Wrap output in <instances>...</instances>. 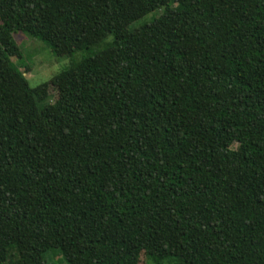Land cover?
I'll return each mask as SVG.
<instances>
[{"label": "trees", "instance_id": "16d2710c", "mask_svg": "<svg viewBox=\"0 0 264 264\" xmlns=\"http://www.w3.org/2000/svg\"><path fill=\"white\" fill-rule=\"evenodd\" d=\"M14 33L85 51L53 100ZM48 250L264 264V0H0V264Z\"/></svg>", "mask_w": 264, "mask_h": 264}, {"label": "rangeland", "instance_id": "374dc122", "mask_svg": "<svg viewBox=\"0 0 264 264\" xmlns=\"http://www.w3.org/2000/svg\"><path fill=\"white\" fill-rule=\"evenodd\" d=\"M150 16L151 13L146 14L137 22L146 21ZM135 23L133 22L132 25ZM13 37L21 52L20 59L12 58L13 61L18 63L19 70L22 71L27 83L36 90L39 97L47 96L49 100H53L56 97V92L54 86L49 82L50 77L67 67L70 61L78 59L85 51L74 52L70 56L56 57L46 42L40 38L24 36L21 33H14ZM102 46L103 44H100L92 49ZM24 66L27 67V70ZM44 262L45 264H67L58 253H54L52 250L45 253ZM138 264L148 263L144 257H140Z\"/></svg>", "mask_w": 264, "mask_h": 264}]
</instances>
